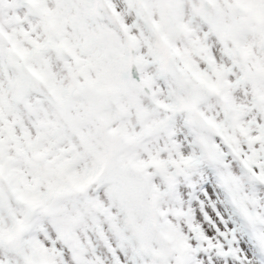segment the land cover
<instances>
[{"label": "snow or ice", "instance_id": "6c2138e0", "mask_svg": "<svg viewBox=\"0 0 264 264\" xmlns=\"http://www.w3.org/2000/svg\"><path fill=\"white\" fill-rule=\"evenodd\" d=\"M0 264H264V0H0Z\"/></svg>", "mask_w": 264, "mask_h": 264}]
</instances>
